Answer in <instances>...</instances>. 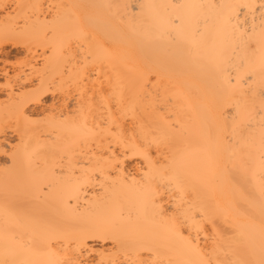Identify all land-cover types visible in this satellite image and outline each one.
<instances>
[{"label": "bare ground", "instance_id": "6f19581e", "mask_svg": "<svg viewBox=\"0 0 264 264\" xmlns=\"http://www.w3.org/2000/svg\"><path fill=\"white\" fill-rule=\"evenodd\" d=\"M2 11L0 264H264V0Z\"/></svg>", "mask_w": 264, "mask_h": 264}, {"label": "rangeland", "instance_id": "374dc122", "mask_svg": "<svg viewBox=\"0 0 264 264\" xmlns=\"http://www.w3.org/2000/svg\"><path fill=\"white\" fill-rule=\"evenodd\" d=\"M1 13H3V11L2 12H0V14ZM8 50H10L12 53L10 54L11 55V57H13V55L15 56V55H20L21 53H22V50H20V49H15V48H10V46L8 47ZM1 80H3V79H1ZM1 96H2V94H0ZM58 93H50L49 94V96H47V97H45L47 100H48V102H51V101H53L54 100V98H57L58 97ZM10 133V134H9ZM8 135L10 136V139H11V142H12V144L13 143H15L16 141H18V139H17V135L14 133V132H12V131H8ZM12 137V138H11ZM15 141V142H14ZM8 148V147H7ZM0 161L1 162H5V161H7L8 160V157L7 156H5V155H0Z\"/></svg>", "mask_w": 264, "mask_h": 264}]
</instances>
